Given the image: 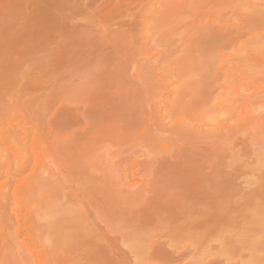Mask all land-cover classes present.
Listing matches in <instances>:
<instances>
[{
  "label": "rangeland",
  "instance_id": "rangeland-1",
  "mask_svg": "<svg viewBox=\"0 0 264 264\" xmlns=\"http://www.w3.org/2000/svg\"><path fill=\"white\" fill-rule=\"evenodd\" d=\"M262 1L0 0V264H264V136L256 126L246 134L222 131L193 161L180 157L195 170L210 168L211 178L175 190L157 187L171 176L156 173L166 155L158 140L130 135L117 147L98 138L101 148L95 143L85 154L78 139L94 75L104 86L129 77L105 93L144 91L137 105L161 109L146 125L171 129L189 110L209 131L264 116L257 90H241L257 78L264 88V24L255 21ZM251 94L243 105L241 95ZM127 112L115 120L135 125ZM230 143L237 147L221 157ZM174 191L182 195L171 196L174 204L171 197L161 203ZM247 191L260 194L251 201Z\"/></svg>",
  "mask_w": 264,
  "mask_h": 264
},
{
  "label": "bare ground",
  "instance_id": "bare-ground-1",
  "mask_svg": "<svg viewBox=\"0 0 264 264\" xmlns=\"http://www.w3.org/2000/svg\"><path fill=\"white\" fill-rule=\"evenodd\" d=\"M259 8L257 9L258 11L256 12V19H255V21L257 20V23L256 24H258V23H261V24H264V1H262V3H260V6H258ZM261 24H259L260 25V27H261ZM259 25H258V27H259ZM263 26V25H262ZM263 28V27H262ZM263 32H264V30H262ZM261 32V31H260ZM262 36H263V34H262ZM264 38V37H263ZM124 67L126 68V66H125V64H124ZM124 68V69H125ZM127 69V68H126ZM123 70V69H122ZM102 73H104L103 71H101ZM105 73H107V71L105 72ZM112 73V72H111ZM115 73H116V71H115ZM124 73H126L127 74V72H126V70H124ZM129 73H130V71H129ZM129 73H128V75H129ZM133 73V72H132ZM97 74V73H96ZM99 74V73H98ZM138 74V73H137ZM143 74V73H142ZM142 74H140V75H142ZM108 75H110V72H109V74ZM112 75V74H111ZM116 76H117V78H118V75H117V73L115 74ZM125 75V74H124ZM131 75H133V74H131ZM131 75H129V76H131ZM140 75H137V76H140ZM95 76V78L96 79H92L91 80V78H89L92 82H90V80H86V81H88V82H90L92 85H94V86H91L92 88L91 89H88L89 87H87V86H85L88 90H87V92L85 93V95H84V97L86 98V100L85 101H87L86 102V104H87V107L85 108V110L81 113V115H82V118H83V120L85 121V125H84V122H83V124H81L80 125V127H78L79 126V124H77V127H78V132H79V134H78V139H79V142H80V147H81V149H82V151L86 154V152H88L87 150L89 149L88 147H90L91 145L92 146H94V144L96 143V146H98V144H97V140H98V138H101V139H104V141H105V139H108V140H110V143L111 144H114V141L115 142H117L118 141V146H117V144L115 145V146H117V147H119V144L120 145H122L120 142H122V141H124L127 137H129L130 135L131 136H134V135H138V138H139V135H143V136H145L147 139H151V140H158V142H159V144L161 145V143H162V145H161V149L166 153V155H164V158H163V163H162V167L161 168H159L158 170H157V174L158 175H160V176H163V175H165V174H170L171 176L169 177V175H167L168 177H169V179H166V180H164V181H161V182H159V181H156V183H157V187L159 188V184L158 183H162V185H163V188H165V187H167V188H169V190H173L174 188L175 189H179V186L181 187V186H184V185H192V184H195V183H198L199 184V182L201 183H204V180L205 179H207V178H209L211 175H208L207 176V178L205 177L206 176V174L207 173H209V172H211L212 170L210 169V168H208V169H205L204 167H199V168H196V170L195 169H193V168H190L187 164H186V160H188V159H186L185 161H181V158L180 157H184V159H185V157L186 158H189L190 157V159H191V156H194L195 157V150L200 146V145H202L201 147L203 148V147H205L203 150H204V152L205 151H210V150H208V147L211 145L210 143H213L212 141L214 140V142H215V139L222 133V131H223V136H230L232 133H234L233 131H235V130H237V129H242L243 130V133L244 134H246V133H248L249 131H250V129H256V127H257V129H259V130H257V131H259V133H260V135L261 136H264V116H262L264 113L263 112H261V113H263L261 116L262 117H260V116H258L257 118L255 117L254 119H252V120H249V119H245V118H243V120H241V118L239 119V120H237V121H234V124H229L228 122H226L225 124L223 123L222 124V122H220L218 125V127H216L215 129L213 128V130H211V131H209V130H207V129H204V127H205V125H203L202 124V122H204L203 121V118L200 116V118H202V121H201V123H200V121L199 120H197V116H195V114H197V112L195 111V114H194V117L195 118H193L192 117V115H193V113L194 112H192V111H188V112H186V115H185V117L184 118H182L183 120H182V123H178L177 122V124L174 126V127H172L171 129H166L165 128V126H163V125H161V126H155L154 125V122H153V124H148V125H150V126H148V125H146V123H143L144 122V118H146V116L148 117L149 115H151V116H153L152 114L154 113H156L157 112V115L159 114V113H161V109L159 108V107H154V106H152V105H140V106H138L137 105V102H139V101H142L143 99H141L143 96L141 95L144 91H141L140 90V88H137V89H135V90H133L131 87L128 89V87L126 86L125 87V89L127 88V91H123L122 89H120V88H116L113 92L112 91H110V92H108V93H105L104 91H103V89H104V87H106L107 88V86L109 87V83H112L113 82V79L114 78H112L111 79V82L109 81V83H107V82H105L106 84H108L107 86H104L103 84V88L101 87L102 85L100 84L101 82L99 81L100 79H97L98 78V75H94ZM94 76H91V77H94ZM104 76H107V74H105ZM119 76H122V74L121 75H119ZM103 77V76H102ZM99 78H101V77H99ZM110 78V77H109ZM116 78V79H117ZM122 79L124 78L123 76L121 77ZM125 78H127V79H123L124 81L125 80H128L129 79V77L127 76V75H125ZM132 78V77H131ZM130 78V79H131ZM133 78H135L136 79V77H135V75H134V77ZM138 78H140V77H137V79ZM256 78V77H255ZM254 78V79H255ZM105 79H107V77L105 78ZM130 80L129 81V83L131 84L132 82H133V84H131V85H135L136 83H138V82H136V80ZM142 79V78H141ZM260 79V80H259ZM108 80H110V79H108ZM123 80H121L120 81V77H119V80L118 81H120V82H123ZM86 81H85V83H86ZM96 81V82H95ZM107 81V80H106ZM114 81H116V80H114ZM118 81H116V82H118ZM259 81H262L261 80V78H257V80H247V81H243V83L241 84V90H246V89H248V88H250V87H253V88H255L257 91H256V95L257 96H254L255 94H251V95H249V96H243V95H241V99H242V103H243V105L244 104H246V102L247 101H250V100H252L253 99V96L255 97V98H257L258 100L259 99H263L264 98V88L262 87V84H260V82ZM87 82V83H88ZM94 82V83H93ZM100 82V83H99ZM115 82V83H116ZM128 82V81H127ZM90 83H88V84H90ZM104 83V84H105ZM114 83V82H113ZM114 83V84H115ZM123 83H125V82H123ZM135 83V84H134ZM98 84V85H97ZM99 84L101 85V86H99ZM117 84V83H116ZM116 84H115V86H116ZM140 84H142L143 85V82L141 81L140 82ZM145 84V83H144ZM137 85H139V84H137ZM88 86H90V85H88ZM140 86V85H139ZM213 86V85H212ZM240 86V85H239ZM218 88H219V86H218ZM239 88V89H240ZM111 89V88H110ZM114 89V88H113ZM131 89V90H130ZM214 89V88H213ZM213 89H210V90H204V99H209V98H211V95L213 94ZM86 90V89H85ZM107 90V89H106ZM145 90V89H144ZM82 92V91H81ZM89 92V93H88ZM146 92V91H145ZM125 93H127L126 95H125ZM253 93H254V91H253ZM262 93V94H261ZM145 94V93H144ZM243 94V93H242ZM127 96H128V105H127ZM215 96V95H214ZM213 96V97H214ZM83 97V100L85 99ZM202 97V96H201ZM218 97H220V96H218ZM143 98H145V97H143ZM199 98V97H198ZM203 99V100H204ZM216 99H217V96H216ZM239 99H240V97L238 98V101H239ZM257 99H255V100H257ZM79 100H80V98H79ZM146 100V99H145ZM195 100H197V99H195ZM257 100V101H258ZM198 101V103H199V99L197 100ZM84 102V101H83ZM147 102V101H146ZM202 102V104H203V102H205V103H207L206 102V100H204V101H202V98H201V100H200V103ZM263 102V101H262ZM208 104V103H207ZM206 104V105H207ZM81 105V107H83L82 106V104H80ZM137 105V106H136ZM77 107V106H76ZM79 108V107H78ZM82 109H84V108H82ZM124 110L125 109V111L127 112V110H128V112L126 113V115L129 117V114L130 115H135V116H137L136 118L138 119V120H140L139 122H140V126L138 127V129H137V126H136V129H135V131H134V128L131 130V131H129V130H127L128 129V127L130 128V126H131V124L133 125V122H131V124L129 123V125L130 126H126V122L125 121H123V120H115V115H119L118 114V112L120 111V110ZM127 109V110H126ZM186 109V108H185ZM184 109V110H185ZM80 111H81V109H79ZM155 110H157V111H155ZM153 111H155V112H153ZM194 111V110H193ZM122 112V114L121 115H123V117L125 116V113H123V111H121ZM79 112L77 111L76 112V114H78ZM129 113V114H128ZM182 113H185V112H182ZM201 114V113H200ZM81 115H80V117H81ZM79 116V115H78ZM161 116H162V114H161ZM203 116V115H202ZM126 117V116H125ZM128 117H127V120H128ZM157 117V116H156ZM155 117V118H156ZM82 118H80V119H82ZM120 118H121V116H120ZM132 118H134V116H132L131 117V119ZM200 118H198V119H200ZM80 119H78L79 120V123H82L81 121H80ZM152 119V118H151ZM125 120V119H124ZM129 120H130V118H129ZM133 120V119H132ZM138 120H136V121H138ZM161 120V119H160ZM136 121H135V125H136ZM153 121V120H152ZM151 121V122H152ZM78 122V121H77ZM125 122V123H124ZM139 122H137L138 124H139ZM127 123H128V121H127ZM206 124V123H205ZM211 124V123H210ZM210 124H208V125H210ZM84 125V126H83ZM128 125V124H127ZM135 125H133V126H135ZM207 125V126H208ZM256 126V127H255ZM215 127V126H214ZM256 131V132H257ZM252 132H254V131H252ZM241 134H242V131L240 132ZM254 134V133H253ZM88 136H91V138L90 139H87V138H89ZM142 136V137H143ZM244 136V135H243ZM226 138V137H225ZM230 138V137H229ZM247 138V137H246ZM255 138V137H254ZM257 138V137H256ZM261 138V137H260ZM263 138V137H262ZM210 139H212V140H210ZM264 139V138H263ZM77 140V139H76ZM107 140V141H108ZM113 142H112V141ZM131 140V139H130ZM210 140V142H208ZM225 140H227V139H225ZM235 140V139H234ZM251 140H254V139H252L251 138ZM173 141V142H172ZM224 141V140H223ZM259 141H260V139H259ZM102 142V143H101ZM126 142V140L124 141V143ZM129 142V141H128ZM154 142V141H153ZM161 142V143H160ZM170 142V143H169ZM171 142H172V144L174 145L173 147H171L172 146V144H171ZM236 142V141H235ZM239 142V141H238ZM242 143H243V141H241ZM76 143V142H75ZM98 143H101V144H103V141L101 140L100 142H98ZM109 143V142H108ZM168 143V144H167ZM176 144V148H177V154H173L172 153V151L174 150H170V149H172V148H175V144ZM137 144V143H136ZM169 144H171L170 145V149H169ZM215 144V143H214ZM214 144H212V145H214ZM219 144V143H218ZM218 144H217V146H218ZM252 144V143H251ZM140 144H138V146H139ZM153 145V144H152ZM209 145V146H208ZM211 145V146H212ZM239 145L240 146H242L241 145V143H239ZM101 146V145H100ZM112 146H114V145H112ZM150 146V145H149ZM210 146V147H211ZM221 146V145H220ZM233 146H234V144H232V143H230V145L229 146H227V145H225V144H223V150H222V153H223V155H221V157H223V156H225V158H226V155H225V153H229V151L227 150V149H233ZM236 146V145H235ZM234 146V147H235ZM259 146V145H258ZM237 147V146H236ZM243 148H244V146H242ZM97 148V147H96ZM95 148V149H96ZM99 148H101V147H99L98 146V148L97 149H99ZM102 148H103V146H102ZM160 148V147H159ZM213 148V147H212ZM211 148V149H212ZM215 148H217V147H214V150H215ZM246 148V147H245ZM80 149V148H79ZM94 149V150H95ZM121 149V148H120ZM217 149H219V150H221L220 149V147H218ZM236 149V148H235ZM78 150V149H77ZM118 150V149H117ZM158 150V149H157ZM244 150V149H243ZM90 151V150H89ZM163 151H162V153H163ZM228 151V152H227ZM161 152V151H160ZM175 152V151H174ZM199 152V151H198ZM203 152V151H202ZM213 152V154H214V151H212ZM219 152V151H218ZM221 152V151H220ZM219 152V153H220ZM82 153V152H81ZM115 153V152H114ZM119 153V152H118ZM77 154V153H76ZM79 154V153H78ZM77 154V155H78ZM88 154V153H87ZM89 154H91V153H89ZM154 154V153H153ZM203 155H204V153H202ZM207 154V153H206ZM212 154V153H211ZM137 155V154H136ZM201 155V154H200ZM208 155H209V153H208ZM208 155H206V156H208ZM87 156L88 155H86V157L85 156H80V157H85V159L87 158ZM198 156H199V153H198ZM209 156H211V155H209ZM193 157V158H194ZM213 157V156H212ZM217 157H218V155H217ZM133 158V157H132ZM211 157H208V159L207 160H211L210 159ZM219 158L220 157H218V163H221V161L223 160L222 158H221V161H219ZM225 158H224V160H225ZM85 159L83 158V160H84V162H85ZM126 159V158H125ZM124 159V160H125ZM202 159V158H201ZM83 160H81L80 162H83ZM90 160V159H89ZM131 160V159H130ZM192 160V159H191ZM205 160V159H204ZM223 160V161H224ZM132 161V162H131ZM131 161H129L130 163H134V165L133 166H135L136 164H138L135 160H134V158L131 160ZM134 161V162H133ZM189 162H191L190 160H188ZM187 161V162H188ZM193 161V160H192ZM199 161V160H198ZM202 161H203V159H202ZM212 161V160H211ZM215 163H216V161L215 160H213ZM86 162H87V159H86ZM136 162V163H135ZM188 162V163H189ZM200 163H201V161H199ZM198 162V163H199ZM204 162V161H203ZM156 163V162H155ZM197 163V164H198ZM212 163V162H211ZM223 163V162H222ZM87 164V163H86ZM90 164V163H89ZM95 164V163H94ZM154 164V163H153ZM202 164V163H201ZM201 164L199 165V166H201ZM207 164H210L209 162L208 163H206V165ZM84 165V164H83ZM127 165H128V163H127ZM139 166H140V164H138ZM216 165H217V163H216ZM216 165H213V163H212V166H213V168H217V167H214V166H216ZM223 165V164H222ZM221 164H220V166H222ZM85 166V165H84ZM89 166V165H88ZM203 166V165H202ZM192 167H194V166H192ZM225 167H227V165L225 164ZM128 168V167H127ZM135 168H139V167H135ZM147 168H149L148 166H146V170H147ZM220 168V167H219ZM219 168H217L216 170H219ZM222 168V167H221ZM130 169H131V166H130ZM225 168H223V170H224ZM87 170H89V169H87ZM93 170V169H92ZM134 170V169H133ZM137 170V169H136ZM238 171V170H237ZM149 172H150V170L149 171H147V173H148V175H150L149 174ZM86 173V172H85ZM138 173V174H137ZM137 173L136 172H133V174H132V172H131V176H132V180H135L137 177H140V176H138L140 173H139V171H137ZM154 173V172H153ZM214 173V172H213ZM239 173V172H238ZM237 173V174H238ZM88 175V174H87ZM93 174H91V176H92ZM153 175V174H152ZM151 175V176H152ZM117 176V175H116ZM129 174H128V178H129ZM227 176H229L230 177V175L228 174ZM237 176L238 175H236V178H237ZM115 177V176H114ZM205 177V178H204ZM239 177V176H238ZM91 178V177H90ZM89 178V179H90ZM126 178V177H125ZM159 178V177H158ZM162 178V177H161ZM211 178V177H210ZM209 178V179H210ZM89 179H87V180H89ZM98 179V181H101V179H100V177L99 178H97ZM100 179V180H99ZM139 179V178H138ZM92 180V179H91ZM128 180V179H127ZM131 180V179H130ZM129 180V182H131ZM161 180V179H160ZM85 181V180H84ZM93 181V180H92ZM94 181L96 182V178H94ZM152 181V180H151ZM209 181V180H208ZM211 181V180H210ZM89 183V181L87 182V184ZM107 183V182H106ZM205 183H208V182H205ZM92 184H93V182H92ZM96 184V186L94 185V187H96V188H98L97 186H98V183H95ZM102 184V183H101ZM110 185V181H108V183L106 184V185ZM100 185V184H99ZM106 185H104V189H106ZM109 185H108V187H109ZM152 185H154V187H155V185L156 184H152ZM162 185H161V187H162ZM150 186V185H149ZM177 186V187H176ZM201 186H202V184H201ZM100 187V186H99ZM154 187H152L153 189H154ZM187 187V186H186ZM193 187H194V185H193ZM102 188V189H103ZM197 188H200V186L199 187H197ZM202 188V187H201ZM264 188V187H263ZM152 189V190H153ZM157 189V188H156ZM162 189V188H161ZM174 189V190H175ZM186 189V188H185ZM100 190V189H99ZM168 190V189H167ZM168 190V191H169ZM258 190V189H257ZM180 191V190H179ZM187 191V190H186ZM256 191V190H255ZM254 191V192H255ZM263 191V190H262ZM156 192V191H155ZM166 192V191H165ZM181 192V191H180ZM183 192V191H182ZM264 192V191H263ZM140 193V192H139ZM139 193H138V195L137 196H140L139 195ZM141 193H144L143 191L141 192ZM140 193V194H141ZM151 193H152V191H151ZM159 193V192H158ZM169 193H172V192H168V194ZM174 193H179V192H175L174 191ZM173 193V194H174ZM184 193V192H183ZM246 193H248V191L246 192ZM250 193H252V192H250ZM250 193H248V195L249 196H251V201L253 200V199H255L256 197H258L259 196V194L257 195L256 193H253V194H256V195H250ZM258 193V192H257ZM121 194V193H120ZM154 194V193H153ZM164 194L163 196H164V198L162 199L163 201L161 202V199H159V201L161 202V203H163L164 201H166L167 202V198L168 199H170V197L171 196H174L175 197V201H176V198L178 197V198H180V196L179 195H181L180 193H179V195L177 196L176 194L175 195H173V194ZM187 195L188 194V191H187V193H184V195ZM243 194H245V193H243ZM154 195H156L157 196V198H155V199H158V198H161L160 196H162V194L159 196V194H154ZM136 195H135V197H137ZM159 196V197H158ZM182 196V195H181ZM253 196V197H252ZM223 197H224V195H223ZM261 197H264L263 196V194H262V196H260L259 198L261 199V200H263L264 198H261ZM141 198V197H140ZM151 198V197H150ZM183 198H184V196H183ZM243 198V197H242ZM259 198H257L258 200H260ZM171 199H172V197H171ZM141 200V199H140ZM153 200V199H152ZM173 200V201H172ZM172 200H170L173 204H174V199H172ZM179 200H182V199H179ZM248 200V199H247ZM249 200H250V198H249ZM256 200V199H255ZM153 202H155V201H153ZM156 202H158V200H156ZM160 202H158V204L156 203L155 205H158V206H160L159 205V203ZM166 202L164 203V204H166ZM146 203V202H145ZM163 204V205H164ZM152 205V204H151ZM154 205V204H153ZM163 205H162V207H163ZM165 206V205H164ZM167 206H170L169 204L167 205ZM166 207V206H165ZM164 207V208H165ZM174 208V207H173ZM158 209V208H157ZM166 209H168L167 207H166ZM165 209V210H166ZM171 209V208H170ZM170 209H168V211H170ZM152 210V209H151ZM150 210V211H151ZM160 210V209H159ZM149 211V210H148ZM156 211V210H155ZM159 212V211H158ZM162 212V211H161ZM156 213V212H155ZM154 213V214H155ZM167 213V212H166ZM61 225V224H60ZM59 228V227H58ZM60 230V229H59ZM54 231V230H53ZM58 232V231H57ZM60 232L62 233V231L60 230ZM60 232H59V237H57L58 239H60V242L59 241H57L56 240V242L55 243H53V244H51L52 246L51 247H54L53 245L55 244V246L56 245H58L59 246V244H57V243H60V246H61V242H62V240H61V238H62V236H61V234H60ZM64 232V231H63ZM58 234V233H57ZM52 239V238H51ZM53 240L55 241V239L53 238ZM52 240V242H54ZM59 246V247H60ZM57 247V246H56ZM56 247H54V249L56 248ZM53 249V248H52ZM64 249V248H63Z\"/></svg>",
  "mask_w": 264,
  "mask_h": 264
}]
</instances>
